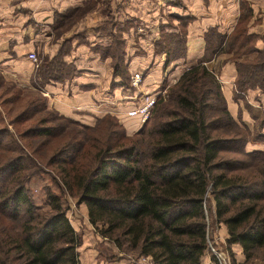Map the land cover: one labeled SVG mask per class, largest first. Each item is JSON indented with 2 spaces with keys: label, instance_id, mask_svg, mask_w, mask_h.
<instances>
[{
  "label": "trees",
  "instance_id": "trees-1",
  "mask_svg": "<svg viewBox=\"0 0 264 264\" xmlns=\"http://www.w3.org/2000/svg\"><path fill=\"white\" fill-rule=\"evenodd\" d=\"M104 11L112 37L101 54L111 57L112 79H118L112 84L125 86L130 76L122 32L130 23L118 25L108 2ZM241 22L226 39L234 57L249 49L232 47L234 38L249 42ZM213 31L204 55L175 82L163 83L164 94L133 134L114 114L85 124L50 107L40 91L34 95L0 78V264L79 263L80 237L67 217L66 195L85 205L95 232L123 256L202 264L208 211L226 227L232 263V244L240 245L245 260L257 252L264 259V150L246 149L264 133L233 118L216 74L205 65L223 39ZM184 40V27L153 40L154 53L165 54L164 75L184 57ZM258 61H236L238 71L263 75ZM40 67L43 78L76 72L59 57H44ZM263 78L257 84L264 89ZM5 104L21 109L4 115ZM258 124L264 127V116ZM44 173L57 191L44 187L42 209L28 183Z\"/></svg>",
  "mask_w": 264,
  "mask_h": 264
},
{
  "label": "crops",
  "instance_id": "crops-1",
  "mask_svg": "<svg viewBox=\"0 0 264 264\" xmlns=\"http://www.w3.org/2000/svg\"><path fill=\"white\" fill-rule=\"evenodd\" d=\"M105 2L112 15L118 16L116 12H120L118 17L113 15L118 25L130 23L128 30L122 32L124 63L128 69L142 72L143 79L137 88L131 83L129 87L112 84L118 79H112L111 57L101 54L112 37L104 24ZM242 17L244 36L250 39L243 43L240 37L234 38L232 47L241 44L242 50L249 49L234 57L226 39L232 36ZM182 19L185 55L176 59L164 75L165 54L154 53L153 40L165 32L180 33L178 24ZM168 21L171 24L162 27ZM135 27L139 29L136 36L131 31ZM210 30L223 39L205 65L216 74L230 114L251 131L264 133V127L254 124L264 115V89L257 84L264 77V0H0V78L23 89L40 91L50 107L85 124H93L105 113L114 114L126 133L133 134L141 121L127 116L126 110L145 93L165 90L163 83L175 82L183 71L197 63L211 45L206 42ZM29 53L42 59L59 57L65 64H72L76 72L70 77L58 73L56 78H43L42 60L34 63ZM258 59L262 60L258 62L263 75L254 77L238 71L236 61ZM242 78L247 85L239 88L237 83ZM246 149L264 150V139L248 142ZM84 208L80 226L86 229L80 235L78 264H148L149 258L123 256L112 242L95 232ZM71 225L81 231L79 225ZM215 230L213 243L226 248V227L215 223ZM104 246L109 249L107 254L102 251ZM230 248L235 264H247L240 245L232 244ZM202 264H215L207 250Z\"/></svg>",
  "mask_w": 264,
  "mask_h": 264
},
{
  "label": "rangeland",
  "instance_id": "rangeland-1",
  "mask_svg": "<svg viewBox=\"0 0 264 264\" xmlns=\"http://www.w3.org/2000/svg\"><path fill=\"white\" fill-rule=\"evenodd\" d=\"M116 13L118 14V16L120 15V12H116ZM113 15L115 17H118L117 15H115V13H113ZM169 24H171L170 21H168V23H166V24H163L162 27L167 26ZM178 27L180 28V31H181L183 26H181V24H178ZM138 30L139 29L135 27L131 31H132V33H135V36H136V32H138ZM135 36L133 35V37H135ZM138 52H140V51H138ZM40 60H42V58L37 57V61H40ZM129 68L131 69V71L133 69H135V68H131V67H129ZM130 69L127 68L128 72H130ZM35 85L40 86L39 83H36ZM127 87H129V86L127 85ZM32 90H33V92H32L33 94L34 93H37V94L39 93L35 89H32ZM1 99H3V97L0 95V100ZM1 108H2V112H3L4 115H5L6 110L10 108L9 111H8L10 116H13L16 112L20 111V109H21L20 107H14L13 105H10V104H5ZM263 116L264 115H261L258 119H256V121L254 123L256 126L259 125L258 122L260 121V119ZM5 119H7V118H5ZM46 185L50 186L53 190L57 191L56 188L52 185L51 180L49 178V175L47 173L42 174L40 177L32 178L31 181L28 183V187H29V190H30V193L32 195V198H33L34 202L42 209H44L46 207V205L43 202V200H44V187ZM65 201H66V204H67L66 214H67V217H68L69 221L74 223L75 225H79L80 226V222L82 223V219H84V216H83L84 209H85L84 208L85 207L84 204H76L75 200L73 198L67 196V195L65 196ZM206 219H207V223H208V226H207L208 239H209V241H213L212 240L213 239V235L216 234L215 233L216 232V230H215V221H214L213 216L211 214L209 216L208 211L206 212ZM82 227H83V225H81L79 227V231H80V228H81L80 232H78L76 230V232L78 233L79 237H80L81 233L84 232V229H86L85 227H83V230H82ZM215 246H217L218 248L223 250L228 255L229 260H230V264H235V263H232L226 248H223V247L218 246V245H215ZM102 251H103L104 254H107L109 252V249H108V247L104 246L102 248ZM247 264H264V259L261 257L259 252H257L256 253V257L248 260Z\"/></svg>",
  "mask_w": 264,
  "mask_h": 264
},
{
  "label": "built area",
  "instance_id": "built-area-1",
  "mask_svg": "<svg viewBox=\"0 0 264 264\" xmlns=\"http://www.w3.org/2000/svg\"><path fill=\"white\" fill-rule=\"evenodd\" d=\"M28 57L34 63L38 62L37 57L34 53H29ZM142 79H143V75L141 71L136 70V71L131 72L130 83L133 87L137 88L141 84ZM164 91L165 90L145 93L144 96L139 100V102L135 106L126 110V115L130 117H136L141 122L145 121L150 114V110L156 100V97L158 95L164 94ZM206 239H207V246H208L207 251L213 257L215 264H230L228 255L223 250L215 246L213 244V241H209L208 232L206 233ZM140 258L143 259V258H149V257L142 256ZM148 264H151L150 258H149Z\"/></svg>",
  "mask_w": 264,
  "mask_h": 264
}]
</instances>
